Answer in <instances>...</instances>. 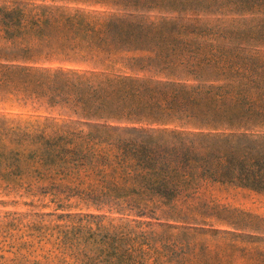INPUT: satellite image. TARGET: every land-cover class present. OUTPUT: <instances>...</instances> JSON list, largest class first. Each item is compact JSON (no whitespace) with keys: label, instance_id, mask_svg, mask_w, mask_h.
Returning <instances> with one entry per match:
<instances>
[{"label":"trees","instance_id":"trees-1","mask_svg":"<svg viewBox=\"0 0 264 264\" xmlns=\"http://www.w3.org/2000/svg\"><path fill=\"white\" fill-rule=\"evenodd\" d=\"M94 1L119 14L0 5V95L44 100L71 119L22 127L1 118L0 131L45 165L82 181L95 174L85 191L137 216L188 223L208 187L264 196V50L236 47L195 11L185 16L186 0ZM51 61L92 68L40 65ZM119 62L130 73H114ZM236 214L234 230H264L263 219ZM108 234L98 248L106 264H213L196 257L197 240L182 252L139 227Z\"/></svg>","mask_w":264,"mask_h":264},{"label":"rangeland","instance_id":"rangeland-1","mask_svg":"<svg viewBox=\"0 0 264 264\" xmlns=\"http://www.w3.org/2000/svg\"><path fill=\"white\" fill-rule=\"evenodd\" d=\"M0 5L25 11L59 6L101 18L119 14L108 4L94 0H0ZM179 10L187 17L195 11L202 20L231 32L238 48L264 50V0H186ZM148 16L158 19L166 15L153 11ZM40 65L92 68L87 63L56 61ZM113 68L114 73H130L120 62ZM1 118L22 127L71 121L64 111L49 107L44 100L24 101L8 94L0 95ZM11 139L0 131V264H106L110 259L98 248L102 240L108 239V233L119 232V227L123 231L136 227L152 231L156 235L153 240H166V244L167 240H177V249L182 252L186 240H197L201 246L193 252L203 262L264 264V230L237 231L229 225L238 222V212L264 220V196L260 194L240 188L208 187L200 192L195 209L185 213L188 223L166 220L160 211L137 216L135 212L120 211L115 201L102 203L96 195H89L85 184L96 188L99 177L95 174L91 180L82 181L80 176L45 165ZM66 230L71 232L67 240L60 234ZM227 233L250 236L236 239Z\"/></svg>","mask_w":264,"mask_h":264}]
</instances>
